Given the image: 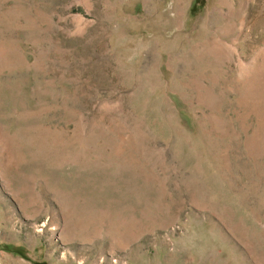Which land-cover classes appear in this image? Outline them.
Here are the masks:
<instances>
[{
  "label": "rangeland",
  "instance_id": "1",
  "mask_svg": "<svg viewBox=\"0 0 264 264\" xmlns=\"http://www.w3.org/2000/svg\"><path fill=\"white\" fill-rule=\"evenodd\" d=\"M0 264H264V0H0Z\"/></svg>",
  "mask_w": 264,
  "mask_h": 264
}]
</instances>
